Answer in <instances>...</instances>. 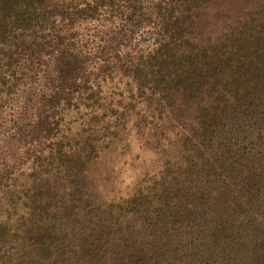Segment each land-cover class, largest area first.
Returning a JSON list of instances; mask_svg holds the SVG:
<instances>
[{
	"label": "trees",
	"instance_id": "1",
	"mask_svg": "<svg viewBox=\"0 0 264 264\" xmlns=\"http://www.w3.org/2000/svg\"><path fill=\"white\" fill-rule=\"evenodd\" d=\"M227 1L0 0V264H264V0L205 38Z\"/></svg>",
	"mask_w": 264,
	"mask_h": 264
},
{
	"label": "rangeland",
	"instance_id": "2",
	"mask_svg": "<svg viewBox=\"0 0 264 264\" xmlns=\"http://www.w3.org/2000/svg\"><path fill=\"white\" fill-rule=\"evenodd\" d=\"M261 1L262 0H228L225 3V5L224 4L219 5V3H212L213 4V6L211 4L212 9H210L206 18V21L210 22L209 27L211 28L209 29H211V33L204 35L205 38L210 36L214 37L218 35L219 31L221 30L220 27H222V25H224L226 22L227 24L230 25L234 24L237 21L242 22L244 19H246L249 15L253 13L254 14L252 16H255V14H257L256 18L258 17L260 19L261 14H259V12L262 11ZM139 168H141V166H139ZM127 184L128 182H124L122 185L117 186L116 190H119L122 194L126 195L129 192L126 189ZM106 185L107 183H104L102 186L98 188V191L100 192L101 195L99 197L100 199L98 198L99 200L96 201V204H101V205H103V203L105 204L104 197L106 196H104L102 189ZM108 203L109 201L106 204ZM263 218L264 217H261V219ZM86 219L87 217L84 216H79L77 217V219H70V220L68 219V221L65 224H63L62 234L67 235L69 240H71V242L79 241L82 232L86 233V229H87V224L85 222ZM76 220H81V222L77 224ZM58 237H59L58 239L60 240L62 236L59 234ZM189 240L190 238L187 239V241ZM180 250L174 252L173 257H177L181 259L182 253ZM189 254L190 252L187 253L184 252L183 258L185 259V261H183L181 264H193L194 260L189 258Z\"/></svg>",
	"mask_w": 264,
	"mask_h": 264
}]
</instances>
